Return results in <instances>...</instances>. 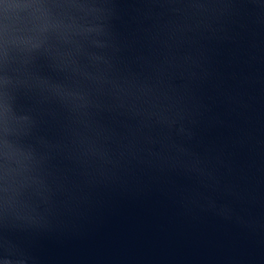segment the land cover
<instances>
[{
    "label": "water",
    "instance_id": "1",
    "mask_svg": "<svg viewBox=\"0 0 264 264\" xmlns=\"http://www.w3.org/2000/svg\"><path fill=\"white\" fill-rule=\"evenodd\" d=\"M0 264H264V0H0Z\"/></svg>",
    "mask_w": 264,
    "mask_h": 264
}]
</instances>
